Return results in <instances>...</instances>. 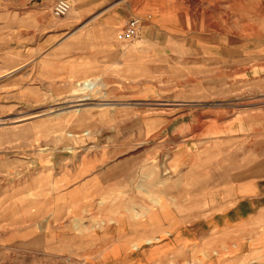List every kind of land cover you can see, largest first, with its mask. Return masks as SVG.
<instances>
[{
  "label": "rangeland",
  "instance_id": "rangeland-1",
  "mask_svg": "<svg viewBox=\"0 0 264 264\" xmlns=\"http://www.w3.org/2000/svg\"><path fill=\"white\" fill-rule=\"evenodd\" d=\"M25 1L0 0V264L94 257L84 252L102 232L76 222L83 207L63 199L66 183L55 188L61 223L46 219L52 176L67 172L77 151L108 152L105 165L123 163L125 210L136 201L141 217L155 212L156 222L138 224L141 260L152 252L148 264H264V218L222 233L230 192L207 182L250 172L264 183V0H67L72 10L62 19L52 15L60 0ZM43 2L44 30L30 41L42 45L21 58L5 29L10 13ZM131 19L142 33L120 44ZM20 61L28 66L11 72ZM88 81L98 88L82 90ZM231 115L233 134L248 138H227ZM39 174L43 223L23 217L19 196ZM201 183L205 189H196ZM26 186L23 205L32 201ZM133 225L126 223L125 247L137 243Z\"/></svg>",
  "mask_w": 264,
  "mask_h": 264
},
{
  "label": "crops",
  "instance_id": "crops-1",
  "mask_svg": "<svg viewBox=\"0 0 264 264\" xmlns=\"http://www.w3.org/2000/svg\"><path fill=\"white\" fill-rule=\"evenodd\" d=\"M56 1V0H55ZM37 2V1H36ZM24 5H28V0H26ZM53 2L52 4H54ZM30 10H19L12 11L10 13V23L5 29H9V38L11 46L16 44L17 47L21 48L18 53L21 58L27 54V47H37L42 45V43L34 45L31 40L36 39L40 34L43 33L45 26L44 19V9L45 3H36ZM58 29L51 27L47 28L46 31L50 32V39L58 36L56 33ZM121 44V43H120ZM26 48V49H25ZM22 61V60H21ZM19 62V65L13 67L11 72H17L18 70H23L28 64ZM237 119L235 115L228 117V124L231 125L227 138H248V135H235L236 126L234 121ZM233 122V124H232ZM233 125V126H232ZM74 152L70 154L72 161L69 162L67 172L63 174H58L57 177L52 176V189L54 192L51 196V205L48 206L49 214H46L47 222L52 224L61 223V220H56L55 216L59 214V201L60 195L56 193L55 190L59 182L66 183L65 189L62 188L63 199H69L73 201V207L79 209L83 207L84 218L76 219V222L83 224L84 230L102 232L100 236V241L98 244L91 247V251L84 252V254H91L94 257L88 258V264H148L152 259V252L145 259H140L141 255L138 253L140 251V246L138 245L139 239V229L138 224L143 221L156 222V214L152 213L150 210L144 216L140 214L139 203L135 201L131 205L126 204L130 208L125 210V201L123 199V192L125 187H129V183L125 184V172L122 164H115L113 166L105 165L101 159L103 155H108V152H95V153ZM70 159V157H69ZM77 161L76 160H79ZM259 171L262 177L264 176V168H260ZM260 176V177H261ZM223 175H213L212 178L207 180L211 190H226L229 191V196L227 197V208L226 214H223V222L227 225L224 227L222 233L230 232L232 227L243 225L245 228L251 227L256 221L264 218V183L256 182L254 174L250 175L247 173H236L228 174L227 181H222ZM261 179V178H260ZM264 180V178H262ZM28 181V180H27ZM204 181V179H203ZM218 183V184H217ZM24 185L20 186L22 191L20 196L21 199V214L26 217L35 216V223L45 221V211L43 204V176L41 174L36 175L34 179L29 182H24ZM26 184L31 188L30 196H32V201L30 204L23 205L24 199L28 198V193L25 192L27 189ZM227 184V185H226ZM205 183H201V186L196 189H205ZM226 185V186H225ZM223 186V187H222ZM138 187V186H137ZM137 187L131 188V190H137ZM222 187V188H221ZM75 200H78L75 202ZM165 212L161 213L165 221ZM158 215V217H159ZM52 217V218H51ZM148 219V220H146ZM216 221L222 223V218H215ZM24 222H32L28 219H23ZM13 221L11 219H5V222ZM14 221H19L15 219ZM204 221V220H203ZM133 223V228L130 230L131 239L137 240V243L133 244L132 247H125L123 240L126 235L125 227L126 223ZM155 227L152 230L155 233ZM52 228H56L54 225ZM135 228V231H134ZM69 227L62 231H67ZM29 229H25L24 233H28ZM60 231V230H59ZM137 231V232H136ZM53 233V232H52ZM150 235V234H149ZM151 236V235H150ZM154 236V234H153ZM228 237L235 238V235L228 234ZM33 238L39 240L43 239L42 234L36 235ZM93 239H97L94 238ZM99 239V238H98ZM36 240V241H37ZM151 241V242H150ZM147 241V244H152L153 241ZM100 242H102L100 245ZM114 242V243H113ZM30 243V242H29ZM27 243V244H29ZM30 247H34L33 243H30ZM147 253V252H146ZM131 260V262L125 261Z\"/></svg>",
  "mask_w": 264,
  "mask_h": 264
},
{
  "label": "built area",
  "instance_id": "built-area-1",
  "mask_svg": "<svg viewBox=\"0 0 264 264\" xmlns=\"http://www.w3.org/2000/svg\"><path fill=\"white\" fill-rule=\"evenodd\" d=\"M72 5L67 0L58 1L53 9L52 15L56 19L65 18L70 14ZM142 33V22L139 19H131L121 33L117 36V41L121 44L130 43L138 39Z\"/></svg>",
  "mask_w": 264,
  "mask_h": 264
},
{
  "label": "bare ground",
  "instance_id": "bare-ground-1",
  "mask_svg": "<svg viewBox=\"0 0 264 264\" xmlns=\"http://www.w3.org/2000/svg\"><path fill=\"white\" fill-rule=\"evenodd\" d=\"M79 86H80V88H82V90H86V91H89V92H91V91L93 92L94 90H96L98 88V84L97 83H93L92 81L85 82L84 84H81ZM86 100H88V99H85V100H82V101H86ZM19 122H21V121H19ZM70 136H72V135L70 134Z\"/></svg>",
  "mask_w": 264,
  "mask_h": 264
}]
</instances>
